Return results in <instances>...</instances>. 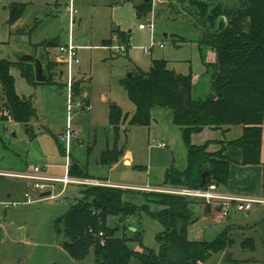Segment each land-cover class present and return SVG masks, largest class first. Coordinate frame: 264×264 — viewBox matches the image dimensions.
<instances>
[{
	"label": "rangeland",
	"instance_id": "1",
	"mask_svg": "<svg viewBox=\"0 0 264 264\" xmlns=\"http://www.w3.org/2000/svg\"><path fill=\"white\" fill-rule=\"evenodd\" d=\"M14 3L27 6L18 22L10 24L6 17ZM70 4V0H0V60L13 64L11 74L16 91L33 102L37 113L28 126L0 120V202L9 200V195L12 200L25 201L26 192L35 200L32 205L10 208L0 205V264H97L93 253L83 261H73L63 248L65 236L56 229V221L83 200V191L88 186L70 185L61 197L42 198L43 192L28 185L26 189L25 181L6 175L25 173L38 165L45 167L50 176L63 177L67 158L59 136L66 133L69 118L74 133L71 166H78L90 178L109 179L118 185L176 189L164 186L165 175L173 168H186L187 150L172 113L155 110L150 127H130L122 122L116 131L108 122L109 108L117 105L125 116L132 117L135 106L122 80L137 69L148 72L153 60L168 61L170 69L179 75L191 74L194 99L212 96L214 54L211 48L202 47L205 27L188 3L72 0L77 12L75 23L67 12ZM140 24H153V28L140 30ZM18 28L24 32H16ZM114 29L125 33V40L120 39L121 45L129 46L125 54L106 47L114 41ZM70 38L79 49V64L74 66V74L76 82H81L79 94L73 92L75 102L81 107L76 106L72 116L68 110L67 76L58 72L66 70L65 64L56 61L61 55L59 47L66 46ZM151 46L154 48L148 55L145 48ZM25 56L40 61L54 82L35 84L28 80L24 68L29 66L21 63ZM50 63L54 66L49 67ZM49 68H53L50 73ZM32 72L36 80L34 65ZM115 147L124 152L132 150L135 165L140 168L120 163L111 169L114 165L103 164V153ZM61 190L59 184L49 189L53 195ZM129 190H124L127 191L124 201L136 210L148 206L152 212L162 209L156 203L158 195L152 194L158 192ZM191 201L197 210L203 205V201ZM197 212L198 220L188 229L190 241H214L224 229L232 241L225 253L214 255L205 264H264V205L246 213L233 210L228 219H222L214 206L208 216L200 210ZM108 227L115 230L117 238L130 240L129 246L135 251H140L142 245L159 249L156 238L163 226L147 211L136 212L125 221L111 216ZM21 229L25 231L23 240ZM136 237L142 239V245L132 241ZM252 241L255 249L243 246ZM227 258L231 260L226 261ZM130 264L139 263L133 260Z\"/></svg>",
	"mask_w": 264,
	"mask_h": 264
},
{
	"label": "trees",
	"instance_id": "2",
	"mask_svg": "<svg viewBox=\"0 0 264 264\" xmlns=\"http://www.w3.org/2000/svg\"><path fill=\"white\" fill-rule=\"evenodd\" d=\"M131 2L132 0H120ZM150 1V0H149ZM188 3L197 12V18L205 27L202 47L211 48L214 61L211 65L212 96L194 99L193 77L179 75L171 70L166 60H153L148 72L135 70L122 80L129 99L135 106L132 117L124 115L117 105L109 108V123L116 130L122 122L130 127H150L155 110L172 113L173 122L180 128L187 150V165L183 170L173 168L165 175L164 186L171 188L202 189L215 184L227 187L232 179L233 161L227 156L228 146H235L243 153L242 165H260L264 126V0H178ZM25 4L14 3L9 7V23L14 24L24 15ZM20 33L23 30L19 31ZM113 35L124 39L125 33L113 30ZM129 40V36L128 39ZM121 43V42H120ZM122 44V43H121ZM55 46L54 43L50 44ZM128 46V45H127ZM129 47V46H128ZM127 47V48H128ZM22 63V62H21ZM24 74L34 79L31 63ZM12 63L0 60V120L21 123L26 126L37 117L33 102L18 95L11 74ZM23 66V65H22ZM54 66L53 64H49ZM53 68H49V73ZM47 76L45 83L52 84ZM80 82L73 90L78 95ZM234 126H242V136L234 141H207L194 144V135L204 130H220L226 133ZM218 145L217 150H212ZM63 150V147H62ZM124 151L117 147L108 149L101 162L115 165ZM208 173L206 184L201 187L202 176ZM70 175L90 178L78 166L70 168ZM83 200L56 221V229L66 238L63 248L76 262L85 260L93 253L97 264H205L214 255L225 253L231 242L227 229L211 242H195L188 239V229L198 220V212L208 214L211 206L203 202L197 210L190 198L167 193L157 194L155 202L162 209L152 212L150 206L136 210L124 201L129 189L113 187H85ZM130 191V190H129ZM264 196V177H263ZM147 211L157 220L163 231L157 235L159 249L142 245V249L130 248L129 241L115 236L108 227L111 216L125 221L136 212ZM103 238H99V233ZM102 242L104 243L102 245ZM253 242V241H252ZM244 247L255 249V243H244ZM227 258L226 261H230Z\"/></svg>",
	"mask_w": 264,
	"mask_h": 264
},
{
	"label": "built area",
	"instance_id": "3",
	"mask_svg": "<svg viewBox=\"0 0 264 264\" xmlns=\"http://www.w3.org/2000/svg\"><path fill=\"white\" fill-rule=\"evenodd\" d=\"M71 4L67 8L68 15L72 20V23L76 20V11L73 8L72 0ZM155 1V0H153ZM147 28H153V24L144 25L140 24V30H146ZM113 40L116 44L110 45L108 48L117 51L119 54H125L128 51V48L124 45H121L119 37L117 35L113 36ZM164 46L161 45V48ZM154 46L145 48V53L151 55ZM59 52L63 55V63L65 64L66 70L63 71V75L67 76V95H68V110L69 114L73 115V110L76 106L81 107L80 103L75 102L73 95V86L76 82L74 74V66L79 64L78 59V49L72 44L71 41L66 46H60ZM90 109V108H88ZM68 129L66 133H62L59 136V140L64 144V153L66 154L67 163L65 165V175L63 177H54L46 173V168L43 166L34 165L28 172L25 173H13L6 174L7 176L14 177L20 180L25 181L29 188H34L40 192L46 193L51 192L49 189L55 188L56 185H61L62 190L53 195L51 192L50 198L61 197L65 195L67 188L70 185H81L88 187H113V188H122V189H132L136 191L143 192H158V193H167L172 195L183 196L190 199L203 201L206 205L214 206L219 212V216L222 219H228L230 217L231 211L235 210L237 212L246 213L255 209L258 205H264V197H254V196H242L229 194L221 190L217 185L212 184L207 188L202 189H189V188H176V189H159L152 188L150 186L146 187H124L120 185H114L106 180H99L94 178H85L79 179L77 177H72L70 175L71 168V151H72V139L74 133L71 131V118L68 121ZM165 147V145H162ZM39 201V200H37ZM35 203V200L32 198V195L29 192L25 193V201L18 200H6L0 202V205L10 208L20 205H32ZM99 238H103V233H99ZM104 243L102 242V245Z\"/></svg>",
	"mask_w": 264,
	"mask_h": 264
},
{
	"label": "crops",
	"instance_id": "4",
	"mask_svg": "<svg viewBox=\"0 0 264 264\" xmlns=\"http://www.w3.org/2000/svg\"><path fill=\"white\" fill-rule=\"evenodd\" d=\"M17 4H20V3H17ZM6 18L9 19V15ZM75 22H76V20H75ZM20 30L21 29L18 28V30L16 32L20 33L19 32ZM70 41L73 42L72 38H70ZM113 43H114V41L111 42V45H113ZM109 46L107 45L106 47L108 48ZM63 58L64 57L62 54L60 55V57L56 58V61L58 62V64H60L63 61ZM58 72H59V74H61L62 70H59ZM61 75H63V74H61ZM80 84H81V82H80ZM85 96H86V94H85ZM88 101L90 103L89 99H88ZM108 122H109V116H108ZM242 134H243V127L242 126H234V127L230 128V130L227 131L226 133H223L220 130L211 131V130L206 129L201 134L194 135L192 138V141L194 144H197V145L204 144L207 141H221V140H223V141H230L231 142V141L239 139L242 136ZM218 148H219L218 145H213L211 147V149L214 151L217 150ZM226 154L233 161V163L231 165L232 179L228 183L227 187L221 188V190L226 192V193L234 194V195L264 197L263 196L264 126H263L262 153H261V162L262 163L260 165H248V166L242 165L241 162L243 160V153L239 148H237L235 146H228L227 150H226ZM127 162H128V164H127ZM120 163H122L123 165H126V166L140 168V166L135 165L134 153L132 150H128V151L124 152V155L121 158L120 162L115 164L111 169H114ZM106 181H109L110 183H112L109 179H107ZM23 184L25 185V187L27 189L28 184H26V183H23ZM112 184L118 185L115 183H112ZM133 185H135V184H121L120 186L136 187ZM158 187H159V189L163 188L162 186H158ZM9 197H10L9 200H12V196L9 195ZM205 216H208V214H206ZM24 238H25V236H24Z\"/></svg>",
	"mask_w": 264,
	"mask_h": 264
},
{
	"label": "water",
	"instance_id": "5",
	"mask_svg": "<svg viewBox=\"0 0 264 264\" xmlns=\"http://www.w3.org/2000/svg\"><path fill=\"white\" fill-rule=\"evenodd\" d=\"M21 62H26V63H31L35 66V71H36V80L37 82L39 83H45L47 81V75L46 73L44 72V68H43V65L40 61H38L37 59L31 57V56H25L21 59ZM61 74H63V71L61 72ZM164 115L166 116V114L164 113ZM181 167H183V163H184V159L182 158L181 160ZM128 164V162H127ZM207 176H208V173H204L203 176H202V184H201V187H204L205 184H206V180H207ZM51 196V192H46V193H43L41 195L42 198H47V197H50ZM20 234L22 236V240L24 239V234H25V231L23 229H21L20 231Z\"/></svg>",
	"mask_w": 264,
	"mask_h": 264
},
{
	"label": "bare ground",
	"instance_id": "6",
	"mask_svg": "<svg viewBox=\"0 0 264 264\" xmlns=\"http://www.w3.org/2000/svg\"><path fill=\"white\" fill-rule=\"evenodd\" d=\"M130 164V163H129Z\"/></svg>",
	"mask_w": 264,
	"mask_h": 264
}]
</instances>
